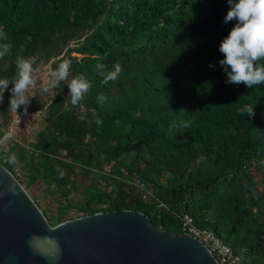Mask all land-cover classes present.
I'll list each match as a JSON object with an SVG mask.
<instances>
[{"label":"trees","instance_id":"trees-1","mask_svg":"<svg viewBox=\"0 0 264 264\" xmlns=\"http://www.w3.org/2000/svg\"><path fill=\"white\" fill-rule=\"evenodd\" d=\"M229 8L228 0H0L8 37L0 43L12 45L0 78L15 74L18 53L36 59L38 76L27 111L9 110L12 85L4 93L0 139L12 135L0 143V164L50 198L43 212L52 225L132 209L181 233L189 214L246 264H264V83L226 82L219 46L236 23H224ZM62 59L91 82L77 107L65 82L44 90ZM117 62L123 71L103 84L96 65ZM246 105L254 116L241 114Z\"/></svg>","mask_w":264,"mask_h":264},{"label":"water","instance_id":"water-1","mask_svg":"<svg viewBox=\"0 0 264 264\" xmlns=\"http://www.w3.org/2000/svg\"><path fill=\"white\" fill-rule=\"evenodd\" d=\"M13 181L18 195H0V264H219L199 238L166 230L141 211H100L52 225L0 164V192Z\"/></svg>","mask_w":264,"mask_h":264},{"label":"clouds","instance_id":"clouds-1","mask_svg":"<svg viewBox=\"0 0 264 264\" xmlns=\"http://www.w3.org/2000/svg\"><path fill=\"white\" fill-rule=\"evenodd\" d=\"M230 5L224 23L235 20L236 23L225 36L219 46L220 53L223 58L219 64L223 68L227 76V83L245 84L247 87L264 83V0H228ZM8 37L3 28H0V41H7ZM12 45L4 42L0 43V60L6 55L11 54ZM22 51V50H21ZM16 72L11 79L5 77L0 78V104L4 102V93L9 90L12 85L9 98V110L17 112L24 106L31 103L32 96L30 92L37 86L38 76L35 68L36 59L34 57H25L18 53L15 58ZM209 67H215L214 63H210ZM72 64L69 59H62L54 68L47 70V87L45 91H51L58 87L61 82H65L69 89L68 97L72 107L80 105L86 93L91 88V82L84 73L73 75L71 72ZM96 68L103 76V84L107 85L110 81H115L123 71L119 62L112 65L110 70L102 63H98ZM106 97L103 94L98 96V101L103 103ZM67 107V105H66ZM241 114L247 113V116H254V107L246 105L241 110ZM97 125L103 123L102 119H95ZM117 125L119 121L116 122ZM181 127L187 128L190 125L183 123ZM177 127L174 122L170 125L169 131ZM11 133H5L4 140L11 138ZM8 162L18 164L15 154H10ZM11 193L18 195L17 184L15 181L11 183L0 195ZM12 203V201H9ZM49 243H53L51 240ZM58 251V249H57Z\"/></svg>","mask_w":264,"mask_h":264},{"label":"built area","instance_id":"built-area-1","mask_svg":"<svg viewBox=\"0 0 264 264\" xmlns=\"http://www.w3.org/2000/svg\"><path fill=\"white\" fill-rule=\"evenodd\" d=\"M183 232L199 238L215 256L219 264H246L230 245L224 242L214 231L198 226L194 218L186 214L182 220Z\"/></svg>","mask_w":264,"mask_h":264},{"label":"rangeland","instance_id":"rangeland-1","mask_svg":"<svg viewBox=\"0 0 264 264\" xmlns=\"http://www.w3.org/2000/svg\"><path fill=\"white\" fill-rule=\"evenodd\" d=\"M27 191L31 196L33 195L32 198L37 202L42 211L48 206L47 203L50 201V198L46 199L45 197H42L40 191H36L35 193H33V189H28Z\"/></svg>","mask_w":264,"mask_h":264}]
</instances>
